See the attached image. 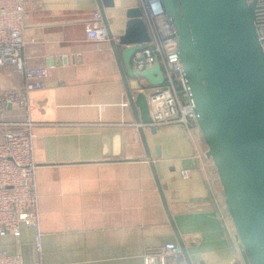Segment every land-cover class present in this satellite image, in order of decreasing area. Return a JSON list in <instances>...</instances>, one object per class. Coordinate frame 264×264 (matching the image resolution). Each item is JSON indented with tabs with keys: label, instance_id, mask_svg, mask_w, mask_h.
<instances>
[{
	"label": "crops",
	"instance_id": "0c3cea01",
	"mask_svg": "<svg viewBox=\"0 0 264 264\" xmlns=\"http://www.w3.org/2000/svg\"><path fill=\"white\" fill-rule=\"evenodd\" d=\"M29 2L24 56L28 66L48 68L46 86L30 93L29 113L43 264H143L144 254L177 242L176 231L191 264H249L225 220L214 167L195 155L180 124L143 128L168 213L164 208L111 44L85 35L87 20L100 12L98 1ZM112 2L103 10L118 37L127 10L141 0ZM127 81L133 92H149L144 78ZM23 83L11 67L0 74V89ZM5 115L22 117L18 110ZM0 248L32 264L34 229L21 226L19 236L0 237Z\"/></svg>",
	"mask_w": 264,
	"mask_h": 264
},
{
	"label": "water",
	"instance_id": "95a60500",
	"mask_svg": "<svg viewBox=\"0 0 264 264\" xmlns=\"http://www.w3.org/2000/svg\"><path fill=\"white\" fill-rule=\"evenodd\" d=\"M97 1L111 37L103 8L113 2ZM161 3L177 42L189 99L207 146L206 155L217 172L224 204L246 258L250 264H264V48L256 31L254 5L247 0H161ZM126 16L124 33L110 44L146 159L151 163L167 211L143 132L144 126L152 132L156 128L151 125L147 95L143 91L133 92L127 81V76H136L144 78L150 86H159L164 76L158 60L141 71L131 64L135 51L144 47L150 35L141 7L128 9ZM176 236L185 255L177 231Z\"/></svg>",
	"mask_w": 264,
	"mask_h": 264
},
{
	"label": "built area",
	"instance_id": "2783aa9c",
	"mask_svg": "<svg viewBox=\"0 0 264 264\" xmlns=\"http://www.w3.org/2000/svg\"><path fill=\"white\" fill-rule=\"evenodd\" d=\"M31 8L29 0H0V74L11 67L24 79L20 86L0 89V237L8 233L19 236L21 226L33 228L37 258L32 264H43L34 154L35 122L29 113L30 93L46 86L44 78L48 68L28 66L24 56L23 31ZM141 8L150 40L142 49L135 51L132 58L134 67L141 71L158 60L164 76L161 85L148 84L151 125H182L193 144L195 155L203 160L204 166H212L189 99L177 42L171 35L161 0H141ZM85 35L92 42L118 41L114 35L109 37L98 10L87 20ZM14 110L22 113L20 119L5 118L6 113ZM180 173L183 178L188 177L187 170ZM225 220L229 224L226 216ZM0 264H23V260L19 254H8L0 248ZM143 264L188 263L178 242H165L144 254Z\"/></svg>",
	"mask_w": 264,
	"mask_h": 264
},
{
	"label": "flooded vegetation",
	"instance_id": "af4514ba",
	"mask_svg": "<svg viewBox=\"0 0 264 264\" xmlns=\"http://www.w3.org/2000/svg\"><path fill=\"white\" fill-rule=\"evenodd\" d=\"M247 3L254 5L256 31L264 48V0H247Z\"/></svg>",
	"mask_w": 264,
	"mask_h": 264
},
{
	"label": "rangeland",
	"instance_id": "374dc122",
	"mask_svg": "<svg viewBox=\"0 0 264 264\" xmlns=\"http://www.w3.org/2000/svg\"><path fill=\"white\" fill-rule=\"evenodd\" d=\"M212 165V164H211ZM213 166V165H212ZM214 167V166H213ZM214 170H215V168H214ZM215 172H216V170H215ZM216 177H217V172H216ZM217 179V178H216ZM218 180V179H217ZM223 192V191H222ZM222 195H223V193H222ZM222 206H223V210H224V213H225V216L229 219L228 221H229V223L233 226V224H232V221H231V218H230V216H229V213H228V211H227V209H226V206H225V204H224V195H223V199H222ZM234 227V226H233ZM237 234V233H236ZM240 242V241H239ZM249 264H250V262H249Z\"/></svg>",
	"mask_w": 264,
	"mask_h": 264
}]
</instances>
